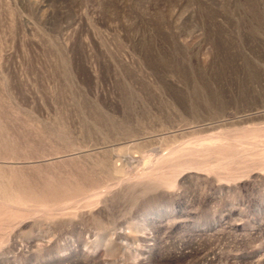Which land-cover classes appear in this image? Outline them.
I'll return each mask as SVG.
<instances>
[{
	"label": "rangeland",
	"instance_id": "obj_1",
	"mask_svg": "<svg viewBox=\"0 0 264 264\" xmlns=\"http://www.w3.org/2000/svg\"><path fill=\"white\" fill-rule=\"evenodd\" d=\"M0 264H264V0H0Z\"/></svg>",
	"mask_w": 264,
	"mask_h": 264
}]
</instances>
